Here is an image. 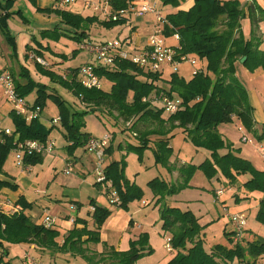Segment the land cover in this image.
Wrapping results in <instances>:
<instances>
[{
    "label": "trees",
    "instance_id": "16d2710c",
    "mask_svg": "<svg viewBox=\"0 0 264 264\" xmlns=\"http://www.w3.org/2000/svg\"><path fill=\"white\" fill-rule=\"evenodd\" d=\"M28 1L36 5L35 0ZM135 1L137 0H110V8L114 13H119L120 18L116 21L108 19L105 25L108 28L126 25L130 17L122 15L121 12L126 11ZM160 1L164 7L178 9L186 0ZM15 4L16 0H0V30L8 41L14 43L16 53L17 44L9 31L8 21L13 16L26 20L21 11L13 12ZM38 12L56 15L61 23L69 28L63 30L57 27L41 31L43 40L56 42L67 38L83 43L89 39V24L98 20L68 12L56 5L51 10L38 9ZM165 17L167 22L163 34L167 38L178 35L177 47L180 48V55L206 60L207 70L196 71L192 79L187 81L179 72L171 73L167 79L166 72L146 71L128 61L117 60L114 67L93 63L95 73L103 81L112 84L111 90L107 92L103 88L89 89L82 85L79 79L81 67L71 69L67 76H62L35 62L42 75L65 87L90 110L78 112L69 108L61 96L50 92L49 86L37 83L26 69L22 74L26 82L19 81L17 76L12 74L16 81V92L26 99L33 91H37L34 104H30L31 110L40 108L44 111L49 99L58 106L70 155L78 148L86 147L90 137H93L86 129L85 117L89 113H117V117L103 118L108 121L113 119V122H117L114 125L117 126L118 121L122 120L129 126L124 132H130L138 144H128L126 150L137 154L140 159L144 152L152 150L156 164L172 172L177 168L171 163L175 151L170 141L174 138L175 131L182 130L196 149L209 152L211 158L199 167L187 164L179 167L180 176L177 183L171 184L160 178L148 183L155 198H158L157 206L163 221V231L172 233L175 254L168 264H260L264 258V239H244L242 244H235L230 233L227 235L229 244H218L207 250L201 239L203 230L199 220L191 211L168 206L166 197L189 188L194 173L199 169L205 171L210 178L221 173L233 182L239 175L250 174L252 179L246 183V187L251 191H262L264 195V171L257 170L249 161L241 158L238 151L233 149L219 131L221 125L230 124L238 118L248 130L255 132L256 122L252 107L247 90L237 76V65L246 58L243 64L249 71L264 69V51L261 49L264 44V35L261 33L264 9L255 0L246 6L242 5L240 0H194L190 10H179ZM246 19L250 20L252 26L249 38L243 31L242 23ZM33 41L39 48L28 45V54L35 53L37 57L43 58L45 50H51L36 39ZM75 53L77 51L73 52ZM62 58L66 56L63 55ZM166 98L181 101V109L175 114H169L163 106L157 104L163 103ZM165 113L170 115L167 119L164 117ZM12 117L15 126L13 135L6 136L4 142H0V173L4 172L10 154L17 147V136L20 142L33 140L46 143L53 131L43 125L40 116L29 123L25 117L17 115L13 110ZM111 137L113 141L115 136L112 134ZM152 137L158 138L153 142ZM260 139H264V134ZM110 149L108 147L106 153H109ZM223 151L227 152L223 154ZM24 160L26 164L35 166L43 162L44 155L25 156ZM106 162L105 159V181L97 185L102 189L105 187L107 195L110 187L114 188L121 202L119 207L128 211L130 202L140 199L143 191L127 178V161L112 162L108 165ZM3 187L15 189L17 186L0 181V188ZM94 207V226L90 228L87 220L76 219L74 229L62 239L60 230L45 223L36 224L24 214V209L19 213L0 210V264H13L9 246L21 244L35 245L42 253L50 256L71 254L80 257L87 264H137L142 258L152 254L153 249L147 233L133 241L128 251H117L103 243L101 229L112 212L101 206ZM258 219L264 222V196ZM102 243L105 245L102 252L92 251L88 247Z\"/></svg>",
    "mask_w": 264,
    "mask_h": 264
},
{
    "label": "rangeland",
    "instance_id": "374dc122",
    "mask_svg": "<svg viewBox=\"0 0 264 264\" xmlns=\"http://www.w3.org/2000/svg\"><path fill=\"white\" fill-rule=\"evenodd\" d=\"M247 1L248 0H240L242 5H245ZM86 3L92 4L93 7L88 9L82 8L84 9L82 12L86 15L85 18L94 17L98 20L89 24V28L87 29L89 42L84 41L85 43L99 46L101 42L106 41L114 43L116 41H123L132 35V30L127 28L124 29L123 26L108 28L105 25L108 21L105 14H103L100 9L95 10V7L100 6L101 0H78L75 5L84 7ZM145 3H151L153 5L158 4L159 9L165 11L166 14H168L171 10L167 9L171 7H164L160 0H137L134 2L136 9L131 15V19L133 27H137V33L135 36L133 35V44L129 47V49L133 52L138 50V47L144 48L149 43L150 37L156 32V24L158 23L156 16L148 15L141 18L137 15L136 11H138L142 4ZM183 3H181V5ZM31 9H34V6L29 1L21 0L18 2L16 0L13 12L17 13L22 11L24 19L26 18L31 22V25L36 33L33 35L32 33L25 31L23 34L22 32H24V30L22 29L24 28L22 23L24 21L19 16H16L14 19L11 18L12 20L9 19V31L11 32L12 37H15L18 40L20 50L17 46V52L15 53L16 48H14V44L8 41L7 38L0 32V56L6 63L8 61L11 66L14 60V64L16 65L17 57L21 56V61L26 62L28 68L30 69V76L32 79H34L37 83L49 86L50 92L57 93L61 96L63 100L67 102L69 108L78 112H83L85 110L89 111L90 108L83 104L80 99L75 97L73 93L66 90L65 87L59 83L52 82L48 77L45 78V76L38 71L35 60H31L30 62L26 61L25 42H32L34 37H36L37 40L42 41L41 34L37 30L39 27H53L55 20L53 22L51 20L57 18L56 15H52L55 17L51 18L48 16H45L46 18H44L42 13H39L41 17H35L36 12L33 13ZM10 20L11 23H9ZM262 28V32L264 33V24ZM158 37L164 40L166 44H177L175 39L167 38L163 33H161ZM50 42L53 49H57L59 52L70 57L69 61L71 62V65H79L88 60V58L84 56L86 54L91 56L89 61H92L93 57H95L81 48V50L77 51L76 55L78 56L80 53H82V55L80 57H76L73 52L78 46L77 42L67 41V46L65 42H52L51 40ZM80 45H82V43ZM262 48L264 49V45ZM45 53L47 60L44 59V57L42 59L48 64L47 68L57 67L58 65L51 64V52L49 50H45ZM30 55L32 56L35 54L32 53ZM5 68H7L6 65L0 67V70L5 72L6 77H12L14 80V77L8 73L13 70ZM14 68L16 70L17 66ZM201 69L207 70L206 60L196 59L195 63H193V61H189L181 63L178 66L180 76L184 77L187 81L192 79L196 71ZM174 71V69H168L165 77L168 79L170 74ZM64 75H66V72H64ZM237 75L247 90L249 103L252 107L253 118L261 128L264 125V69L259 68L252 72L249 71L242 62H240L237 67ZM212 78L214 79L213 75ZM18 80L21 81V77H18ZM14 84L16 86V81ZM102 85L103 90L107 92H109L112 88V84L108 81H103ZM36 98L37 91H33V93L26 98V101H29L32 105L34 104ZM157 104L162 106V103ZM13 110L14 105L7 96V89L0 84V122L5 127L12 129L14 128L12 117ZM59 116L60 112L58 106L51 99H49L47 106L41 113V121L46 128L49 129L53 125V119H57ZM169 116L170 115L167 113L164 115V117ZM103 117H117V113H114L113 115H110L109 113L103 115L100 112L96 114L89 113L85 117L87 132H91L93 137L99 139L112 136L113 132H116V139L113 142L114 152L110 154L108 153V157L111 159L108 164L112 162H122L123 160L127 161L125 171L127 178L143 191L140 199H135L130 202L128 211L122 208L127 212L136 214V221L145 227V232L150 233L149 242L152 244L151 247L153 252L151 255H147L142 258L139 261V264H168L175 253H169L166 247L167 238L172 236V233L163 231V221L160 209L154 199L155 196L152 190L148 186V182L155 178H166L169 183L173 184L175 182L174 174L162 165L156 164L155 155L151 150L144 152L142 159H140L137 154L128 152L124 147L120 149L119 144L122 139L135 141L131 135L125 136L127 134L121 132V128L127 129L129 126L120 120L118 121V126L120 127H117V125H114L113 119L108 121ZM104 121L106 122V125L104 124ZM57 124H61V122ZM220 127L224 134L227 135L226 138L229 140L228 142L234 146L243 158L247 159L257 170H264V154L260 151L262 144H264V139L262 141L259 138L258 133L248 130V128L239 119L230 124H223ZM62 130L64 131L63 127ZM52 132L53 138L56 139L55 143L57 153L58 151H61L62 154H48L42 163L35 166L25 163L22 168L31 167L34 170V174L31 176L33 179H36L40 191L43 194L47 193L50 195L49 197H51V200L54 203V208L48 212V216L50 218H54L55 216L57 217L56 219L54 218L55 225L61 227L59 222L57 223L59 220L57 215L58 212H56L57 209L71 208L75 205L78 207L79 202H81V213H77V211L73 209H69V211L72 212V217L77 218L80 216V219L87 220L89 226L93 227V215H89L86 209L90 206V204H93L91 201L92 198L100 196L102 190L106 196L107 191L105 187L101 190L100 186L97 185L100 180L99 159L94 153L86 155L83 148H78L72 155L68 154V148L66 145L67 140L64 135L57 127H55ZM244 136L247 137L249 142L244 141ZM173 146L176 152L179 153V160L181 162L187 163V165H195L199 167L200 164L198 163L201 162L204 154L199 153L196 150V147L190 138H186L183 134H179L173 139ZM126 153L129 155L124 156ZM64 154L67 158L69 157L73 161L77 160L76 164L70 162L69 159L63 156ZM14 158L17 164L16 153L13 151L6 162L7 165H11ZM105 159L108 160L107 158ZM67 170H70V173L67 172ZM251 179L252 176L250 174H243L237 176L236 180L233 182L221 173H219L216 177L210 178L205 171L199 169L194 173L189 188L178 194L167 196L166 201H168L170 205L180 207L182 211H191L195 215L202 227L203 231L201 239H203L205 249L207 250L212 249L218 244H229L227 235L232 233L234 230L230 219L231 216L237 213H245L247 215V227L245 231L246 241H252L253 239L258 238L264 239V222L258 219V212L264 195L262 191H251L246 187V183ZM215 190H222L224 191V194L217 198ZM108 203L111 205L110 200H108ZM24 252L25 251L21 250L17 246H11L10 259L13 261V264H28L26 263V255ZM59 262L60 264H82L80 259L74 258L71 259L69 263L61 260H59Z\"/></svg>",
    "mask_w": 264,
    "mask_h": 264
},
{
    "label": "crops",
    "instance_id": "0c3cea01",
    "mask_svg": "<svg viewBox=\"0 0 264 264\" xmlns=\"http://www.w3.org/2000/svg\"><path fill=\"white\" fill-rule=\"evenodd\" d=\"M17 1L19 2L21 0H17ZM35 1H36V5H33L29 1L34 6V9H31V11L33 13L36 12L35 17H39V16L41 17V15L38 12V9H43V10L44 9L45 10L49 9V10H51V9L55 8L53 0H35ZM252 1L253 0H248L247 3L245 4V6L248 5ZM255 1L257 2L258 5H260L264 9V0H255ZM193 5H194V0H188L185 3H183L178 9L167 8L169 10L171 9L168 14L175 13V12H177L179 10L188 11V10H190L193 7ZM92 7L93 6L91 4L86 3L84 5V7L83 6L81 7L79 5H72L70 7H67L66 9H63V10H66L68 12H72L74 14H79V15H82L83 17H86V15L84 14V12H82V10L88 9V8H92ZM82 8H84V9H82ZM99 9H100V11L103 14H105L107 19H109L108 15L110 13L112 14V12H113L112 8H110V6L106 7L103 4H100ZM161 12H162V14L164 16L168 15L163 10H161ZM22 14H23V12H22ZM43 16H44V18H46L45 16H48L49 18L55 17V16L47 15V14H43ZM15 17L16 16H13L12 18L14 19ZM23 17H24V15H23ZM11 20H10L9 23H11ZM25 20L26 21H24L22 23V26L24 28V29H22V30H24V32H22V33L24 34L25 31H26V32H30V33H32L34 35L36 32L33 29L32 25H31V22L28 19H26V18H25ZM54 20H55V24L53 26L54 28L53 27H46V28H40L39 27V29L37 31L39 33H41V31H43V30H53V29H55L57 27L58 28H62L63 30L69 29L68 27L63 26L61 24V20L58 17L56 19H52L51 21L53 22ZM132 24H133L132 23V19L130 17V19L128 20L127 24L124 25L123 27H124V29L127 28V29L132 30V35L127 37V38H129V39H131L133 41V38H134V36L137 33V27H133ZM242 24H243L244 34H245V36L247 38H249L250 35H251V30H252L251 22H250L249 19H246V20L243 21ZM263 24H264V22L261 24V33L264 35V33L262 32L263 31L262 30L263 29L262 28ZM158 26H159V24L157 23L156 24V28ZM0 32H1V30H0ZM1 34H3V33L1 32ZM34 39L37 40L36 37H34ZM172 39H175V41L177 42V44H175V45L173 44V46H178L179 45V40L176 39L175 37H172ZM14 40H15V42H16L19 50H20V47L18 45V40L15 37H14ZM41 40L42 41H39V40H37V41L41 42L44 47H48V48L51 49L50 50L51 54H52L51 55L52 56V63L51 64L52 65L53 64L54 65H58L57 67H53V68H47L48 66H44V67L54 71L55 73H57L59 75L67 76L70 73L71 69L72 70L73 69H77V68H80V67H82V66H84L86 64L94 62V59L92 61H89V58H91V56L86 54L84 56H86L88 58V60H86L85 62H83V63H81L79 65H71L70 64L71 62L69 61L70 57L65 55L66 58H62V56L64 54L59 52L57 49H53L50 40H43L42 38H41ZM67 41L71 42L72 40H69L67 38H62L60 40V42H62V43L65 42L66 46H67ZM84 41H88L89 42V40H84ZM105 42H101V44L105 43ZM25 43H26L25 44L26 47L28 45H30V46L34 47L35 49L37 47L39 48V46L37 44H35V42H33V41L32 42H28L27 41ZM83 43H85V42H83ZM80 44L81 43H77L78 46L76 47V49H74V52L79 50ZM263 45H262V47H263ZM262 47H261V49L264 51V49ZM30 54H32V53L28 54L27 48H26V52H25L26 61L30 62L32 60ZM76 54L77 53H75V55ZM81 55H82V53H80L78 56L76 55V57H80ZM20 58H21V56H18L17 57V63L15 62L16 65L14 64V61H15L14 60L12 62V66H11V64L8 61L6 63L3 60V58L0 56V67L6 65L7 68H5V69H9V70L12 69L13 70L12 72H8L11 76H13L12 74H14V75L17 76V78L21 77V79H22L21 82H26V79L22 78V74L24 73V69L28 70L29 72H30V69L28 68L27 63L21 61ZM44 59H46V53H44ZM72 59H74V58H72ZM75 59H77V58H75ZM67 61H69V62H67ZM14 65L17 66L16 70L14 68L15 67ZM237 67H238V65H237ZM64 72H66V75H64ZM0 74H5V72L0 70ZM27 102L30 104L29 101H27ZM165 118L167 119L168 117H165ZM237 119L238 118H235L234 121H236ZM104 124L106 125L105 121H104ZM115 124H117V122ZM1 126L3 128H7V129H11V130L15 129V126L12 129V128L5 127L2 123H1ZM55 127H57L60 130V132L64 135V131L62 130L61 124H55L53 122V125H52L51 128L54 129ZM117 127H120V126H117ZM51 128H49V129H51ZM219 131L222 134L223 138L228 142L229 140L226 138L227 135L224 134V132L221 129V127L219 128ZM121 132L124 133V134H127L125 136H128V135L132 136V134L130 132H128V131L124 132V128H121ZM89 133L91 134V136H93L91 132H89ZM114 133H116V132H113V135H114ZM255 133H258L259 138H260L264 134V125L260 128L258 126L257 122H256ZM55 134H58V133H55ZM179 134H183L187 138V136H186L187 134L183 133L182 130L175 131L174 134H173L174 138L176 136H178ZM114 136H115V138H113L114 140L111 142V144L109 146L111 148L109 154L114 152V149H113L114 148L113 147L114 143L113 142L116 139V134ZM157 138L158 137H152L151 141L154 142V141H156ZM244 138H247V137L244 136ZM173 139L170 141V143H171V146L173 147L175 153H174L173 158L171 159V163H172V165L174 167L177 168L174 171H172L173 174H174V179H175L174 183H177V182H179V176H180L178 168L181 167L182 165L187 164V163H183V162H181L179 160L180 159V155H179L178 152H176V150H175V148L173 146ZM50 140L56 142V139L53 138V132L50 135ZM262 141H263V139H262ZM128 144L129 145H132V144L134 145V144H138V143H137L136 139H135V141H131L130 139H122V141L119 144V148L122 145V147L124 146V148L126 149ZM66 145L68 146V142H67ZM82 148L84 150V153L86 155H89V152H87L86 147H82ZM120 149H122V148H120ZM233 149H235L234 146H233ZM196 150L199 153L204 154V156L202 157L201 162L198 163V164H201L204 161H206L208 158H211V154L208 153L207 151L199 150V149H196ZM262 150H264V144H262V146L260 148L261 153L264 154V152H262ZM106 151H105V154H106L105 157L108 159L109 157H108V153H106ZM226 152L227 151H223L222 153L225 154ZM48 154L49 155H51V154L52 155H54V154H60L61 155L62 153H61V151H58V153H57L56 146H55V149L52 152L45 154L44 158H46L47 157L46 155H48ZM128 155L129 154L126 153L124 156H128ZM238 155L241 158H243L240 154H238ZM63 156L66 157L65 154ZM67 159H69L70 162H73L75 164L77 162V160L73 161L69 157ZM243 159H245V158H243ZM110 160H111L110 158L108 160H106L107 161L106 162L107 165H108ZM245 160H247V159H245ZM260 171H264V170H260ZM32 174H34V170L31 167L30 168H25V167L22 168L21 166L16 164L15 158L13 159L11 165H7V163H6V165L4 167V172L0 173V181L7 182L10 185H15L17 187L15 189H12L10 187L0 188V210H3L4 212H8L9 213L11 211L12 207L18 206V207H21L22 209H24V214L29 216L32 219V221H34L36 224H44L45 223V217L48 216V212L51 211L52 208H54V203L52 202L51 197H49L50 195H48L47 193L43 194L40 191V189L38 187V183L36 182V179H33V177L31 176ZM162 179L166 180V178H162ZM101 190H102V188H101ZM215 191L217 192V190H215ZM154 199L157 202L158 198H154ZM21 200L24 203L21 202ZM108 200H110L109 196L107 195V193H106V196H105L104 191L102 190L100 196H97L96 198L94 197V198L91 199L93 204H90V206H88V208L86 209L87 213L89 215H92L93 212L91 211V207H94V206H101V207L106 208V209H108V210H110L112 212V215L110 216V218L107 220V222L105 223V225L101 229V239H102L103 243H105L109 247H112V248L116 249L117 251H128L130 249V247H131V243L133 241H137L142 234H146L147 233L149 235V239H150V233L149 232H145V227L142 226L139 222L136 221V218H135L136 214L131 213V212H127V211L123 210L120 207L111 206V205H109ZM80 203L81 202H79L78 207L75 205L77 208H74L72 206L71 208L68 207V208H62L60 210L57 209L56 212H58L57 215H58V219H59V220L57 219L58 220L57 223L59 222V225H61V227L58 226V225H55V224H54V227L57 228L58 230H60L61 235H62L61 239L64 236H66L72 229H74L75 223H76V219H80L81 218L80 216H78L77 218L72 217L73 214H72V212L69 211V209L70 210L73 209V210L77 211V213H81ZM166 203H167L168 206L177 207V206H174V205H170L168 203V201H166ZM24 205H26L28 207H25ZM177 208H180V207H177ZM54 218L56 219L57 217L55 216ZM73 220H74V222H73ZM90 228H92V227H90ZM168 238H172V236H170ZM103 243L99 244V245H89L88 247L92 251L102 252V250L105 248V245ZM150 245H152V244H150ZM11 246L19 247L21 250L25 251L24 253H25L26 256H31L34 259H37V260H39V261H41L43 263L60 264L59 260L64 261L66 263H69L71 261V259L74 258V259H80L82 261V264H87L80 257H75V256H73L71 254L59 255V256H56V257L55 256H50L49 254H44V253L41 252V250H39V248L37 246L32 245V244H21V245H11ZM11 246H9V247L11 248ZM174 252H175V250L172 253H174ZM169 253H171V252H169ZM174 254H173V256H174ZM58 258H59V260H58ZM26 263H28V262L26 261ZM137 264H139V262Z\"/></svg>",
    "mask_w": 264,
    "mask_h": 264
},
{
    "label": "built area",
    "instance_id": "2783aa9c",
    "mask_svg": "<svg viewBox=\"0 0 264 264\" xmlns=\"http://www.w3.org/2000/svg\"><path fill=\"white\" fill-rule=\"evenodd\" d=\"M54 5L61 9H66L72 5H75L78 0H53ZM110 0H101V4L106 7L109 6ZM90 4V3H89ZM92 5V4H91ZM93 6V5H92ZM135 4L131 3L128 9L124 12H121L122 15L131 17V15L135 11ZM95 10H99V7H95ZM137 12V15L141 18H144L148 15H154L157 18V22L159 26L156 28V32L149 39V43L144 48H137L134 52L129 49V47L133 44V41L129 38L124 39L123 41H116L114 43L105 42L100 44L99 46H95L93 44L82 43L79 49L86 50L90 54L94 55V62L86 64L81 67L79 71V79H81L82 85L91 89V88H103L102 82L103 80L95 73V64L103 65L105 67H114L117 60L128 61L136 65L137 67L154 72V73H164L168 69H174L173 73L178 72V66L184 62H192L195 63L196 59L194 56H181L180 48L177 46L166 44L164 40L160 39L158 36L163 33V28L166 21V17L162 14L159 9L158 4L145 3L142 4L140 9ZM109 19L114 21L120 18L119 13H110L108 15ZM176 39L179 40V36H175ZM80 49V50H81ZM32 60L40 63L43 66H47L45 60L40 57H36L35 55L31 56ZM15 80L12 77H6L5 74H0V84H2L7 89V96L9 100L14 105V111L17 115L23 116L26 118L27 122H31L33 119L41 116V109L38 108L36 110L30 109V104L26 101V99L21 98L17 92L14 84ZM162 106L166 109L169 114H175L181 109V101L179 100H170L168 98L163 100ZM55 124L60 123L61 119H54ZM13 135V130L11 129H3L0 123V142H4L6 136ZM245 142H249L247 138H244ZM112 142V137H105L103 139L90 137L86 150L89 153H94L97 155L100 166H99V175L100 180L98 183H102L105 181L104 175V159H105V151L110 146ZM17 147L13 150L16 153L17 164L21 167L25 164V156L32 155H45L47 153L52 152L55 149L56 143L54 141L49 140L46 143H42L40 141L29 140L26 142H20L19 137H16ZM264 152V150H262ZM28 168V167H25ZM70 173V170H67ZM224 194V191L219 190L216 192V196L221 197ZM109 199L110 203L113 206L119 207L121 202L118 196L117 191L114 188L109 189ZM74 208H77L74 206ZM23 209L21 207L15 206L12 207L10 213H19ZM91 211H95V207H91ZM74 222V220H73ZM230 222L234 227L232 231V238L235 244H242L245 239V231L247 227V215L245 213H237L231 216ZM45 223L48 226H54L55 219L47 216L45 218ZM166 247L169 252H173L172 238H168L166 242ZM26 261L28 264H51V263H43L37 259H34L31 256H26ZM260 264H264V258L260 262Z\"/></svg>",
    "mask_w": 264,
    "mask_h": 264
},
{
    "label": "water",
    "instance_id": "95a60500",
    "mask_svg": "<svg viewBox=\"0 0 264 264\" xmlns=\"http://www.w3.org/2000/svg\"><path fill=\"white\" fill-rule=\"evenodd\" d=\"M246 61V58H244L243 60H242V63H244Z\"/></svg>",
    "mask_w": 264,
    "mask_h": 264
},
{
    "label": "bare ground",
    "instance_id": "6f19581e",
    "mask_svg": "<svg viewBox=\"0 0 264 264\" xmlns=\"http://www.w3.org/2000/svg\"><path fill=\"white\" fill-rule=\"evenodd\" d=\"M104 166H105V159H104Z\"/></svg>",
    "mask_w": 264,
    "mask_h": 264
}]
</instances>
